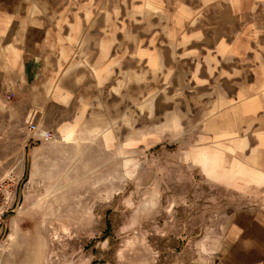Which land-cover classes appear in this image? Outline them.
I'll list each match as a JSON object with an SVG mask.
<instances>
[{
	"label": "rangeland",
	"instance_id": "obj_1",
	"mask_svg": "<svg viewBox=\"0 0 264 264\" xmlns=\"http://www.w3.org/2000/svg\"><path fill=\"white\" fill-rule=\"evenodd\" d=\"M178 2L24 0L31 25L50 33L53 78L66 81L64 115L75 123L67 144L26 126L32 145L4 183L13 203L0 220V264L212 261L228 219L250 203L233 188L247 174L236 165L242 120L212 81L215 24L201 11L183 22ZM257 14L264 47V8ZM52 90L59 102V85ZM44 142L47 159L18 178L29 169L23 156Z\"/></svg>",
	"mask_w": 264,
	"mask_h": 264
},
{
	"label": "crops",
	"instance_id": "obj_2",
	"mask_svg": "<svg viewBox=\"0 0 264 264\" xmlns=\"http://www.w3.org/2000/svg\"><path fill=\"white\" fill-rule=\"evenodd\" d=\"M203 1L205 5L197 10L199 5L193 7L187 0H179L173 14L188 22L201 11L204 22L215 24V30L210 29L207 36L213 46L209 53L216 79L212 81L221 87L222 101L231 103L242 120L236 128L237 145H242L237 149L236 165L244 167L247 174H237L233 188L250 203L228 219L222 244L212 261L197 264H264V47L260 45L261 31L255 26L264 0ZM23 5L24 0H0V181L11 177L9 168L14 158L32 145L26 126L38 122L46 132L58 136L61 144H67L72 140L66 141L63 136L75 123L74 118L64 115L72 101L66 81L53 78L56 69L49 62L54 53L50 33L45 27L39 31L33 27L36 17L26 15ZM185 13L187 18L183 17ZM64 37L60 46L55 45L57 57L60 50H68L69 35ZM146 51L151 52L149 48ZM142 59L146 61L147 57ZM43 66L42 71L39 68ZM58 85L59 102L55 98L58 93L50 92ZM48 144L34 145L27 158L23 156V165L26 160L29 164L27 175L30 171L33 176L39 159H47ZM24 173L22 167L16 174L19 178Z\"/></svg>",
	"mask_w": 264,
	"mask_h": 264
},
{
	"label": "built area",
	"instance_id": "obj_3",
	"mask_svg": "<svg viewBox=\"0 0 264 264\" xmlns=\"http://www.w3.org/2000/svg\"><path fill=\"white\" fill-rule=\"evenodd\" d=\"M8 181L9 183L12 182V180L9 179V177H8ZM4 183H5V180L0 181V220L5 215L7 210L11 208L9 206L10 203H13V200H11V197H12L11 194L13 195V190L12 189L8 190V188L6 187L9 185L6 186L4 185ZM12 186H14V183L12 184Z\"/></svg>",
	"mask_w": 264,
	"mask_h": 264
},
{
	"label": "trees",
	"instance_id": "obj_4",
	"mask_svg": "<svg viewBox=\"0 0 264 264\" xmlns=\"http://www.w3.org/2000/svg\"><path fill=\"white\" fill-rule=\"evenodd\" d=\"M26 176H27V172H25L24 178H26Z\"/></svg>",
	"mask_w": 264,
	"mask_h": 264
}]
</instances>
